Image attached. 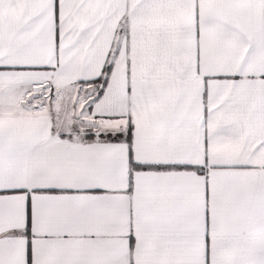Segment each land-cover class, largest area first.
<instances>
[{
    "label": "snow or ice",
    "instance_id": "6c2138e0",
    "mask_svg": "<svg viewBox=\"0 0 264 264\" xmlns=\"http://www.w3.org/2000/svg\"><path fill=\"white\" fill-rule=\"evenodd\" d=\"M0 264H264V0H0Z\"/></svg>",
    "mask_w": 264,
    "mask_h": 264
}]
</instances>
